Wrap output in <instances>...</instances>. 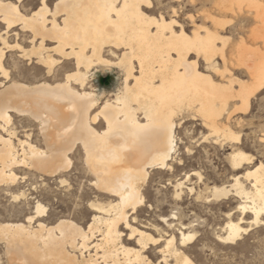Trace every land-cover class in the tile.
Returning <instances> with one entry per match:
<instances>
[{
    "label": "bare ground",
    "instance_id": "1",
    "mask_svg": "<svg viewBox=\"0 0 264 264\" xmlns=\"http://www.w3.org/2000/svg\"><path fill=\"white\" fill-rule=\"evenodd\" d=\"M39 1L38 10L22 14L17 4L0 0V24L6 29L19 25L30 34L29 49L15 45L19 57L32 61L44 74L34 84L13 80L0 48V79L5 82H0V185H15L26 176L18 173L28 171L55 179L74 196L66 177L73 171L71 155H78L82 162L78 178L85 180L90 193L76 197L93 194L94 199L87 203L91 219L85 229L64 218L54 224L37 222L47 216L38 202L34 215L23 222L0 224L5 263L193 264L187 255L193 222L173 215L171 222L164 219L166 232L138 219L151 173L167 171L171 172L167 181L177 178L172 162L176 129L184 118L198 117L217 145L223 139L239 142L223 123V113L234 101L225 120L247 110L250 98L264 85V55L244 56L243 46L228 55V40L220 38L216 25L213 30L198 27L187 33L172 19L147 14L151 0ZM232 2L223 0V12ZM257 17L264 28V13ZM234 67L245 69L248 83L233 79ZM103 71L117 74L119 86L112 99L102 103L106 91L95 94L90 83L96 72ZM16 118L22 125H14ZM228 160L233 170L251 162L238 150ZM183 177L187 183L193 181L187 172ZM243 177L248 188L237 177L228 187L208 183L187 187L180 179L171 182L173 196L180 202L186 194L201 203L238 198L241 215L251 216L249 226L264 224V164ZM21 197L23 193L12 196ZM226 218L217 238L233 243L248 228L241 227L242 218L232 221L230 214ZM34 221L37 225L32 227Z\"/></svg>",
    "mask_w": 264,
    "mask_h": 264
},
{
    "label": "rangeland",
    "instance_id": "2",
    "mask_svg": "<svg viewBox=\"0 0 264 264\" xmlns=\"http://www.w3.org/2000/svg\"><path fill=\"white\" fill-rule=\"evenodd\" d=\"M4 1L17 4L16 0ZM234 1L226 4L228 10L225 13L223 12V0H151L153 7L147 14L153 17L162 15L166 20L172 19L187 33L198 27L213 30V25H216L220 38L228 40L226 46L228 55H230L229 51L233 52L240 46L244 48L242 51L244 56H249L251 53L264 55V28L257 17L264 13V0ZM17 6L22 14H29L40 8V1L34 0L33 5L18 3ZM20 29L19 25L6 29V25L0 24V39L1 37L4 39H1L4 43L0 40V48L4 50L3 64L5 69L9 70L8 73L13 80L25 84H34L42 79L44 74L36 71L32 61L19 57L20 52L15 45L23 49L30 48V34ZM216 61L220 64L218 59ZM199 65L202 66L201 63ZM230 71L233 79L240 83L249 82L248 74L244 68L234 67ZM0 82H4V80L1 78ZM118 84L119 77L114 72H96L90 83L92 87L90 91L95 92V94L99 93L98 95L106 91L105 95L102 94L101 102L103 103L105 99H112V95L118 89ZM237 85V83L233 85L235 90ZM235 103L237 104V101L231 103L228 112L223 113V123L230 127L229 129L235 136L239 137L238 143L223 139V142L217 145L198 117H187L178 123L179 127L176 129L177 152L175 154L177 160L172 162L173 169L176 166L178 168L177 171L175 169L178 173L175 172L177 178L167 181L171 172L166 171L165 175L152 172L151 182L147 187L148 192L145 195V204L142 208L144 212L138 217L140 221L154 224L158 229L166 232L164 219L171 222L176 219L173 215H182L184 220L193 222L194 238L188 245L190 250L187 254L193 264H264V224L249 226L248 222L251 220V216L249 214L241 215L237 209L240 204L238 198L201 203L196 202L191 196L185 197L186 194H183L184 201L180 202H177L173 196L174 184L171 182L183 179L186 172L191 181L193 180L187 183L183 179L182 181L186 183V186L192 185L197 188V186H203V183H208L210 187L215 184V186L220 184L219 187H228L233 184L234 178L237 177L240 178L245 187H249V182L247 183L243 175L258 165L264 164V85L250 98L245 112H234L230 115L229 120H225L228 113L232 112ZM14 121L15 126L23 123L20 118H16ZM22 135L19 134V138L24 140ZM203 138H208V142ZM37 140L38 138L34 137L33 141ZM237 150L247 154L251 158V162H245L239 170H233L229 166L228 158L230 153L232 154L233 151ZM71 156L73 171L66 177V180H68L71 188L70 193L74 191L76 195H67V192H64L66 190H62L63 188H60L55 179L41 177L34 172H19V176L26 175L23 181H19L15 185H0V224L23 222L28 216L34 215L35 204L38 202L46 208L48 217L37 218V222L54 224L57 220L64 218L85 229L91 219V213L87 210L89 200H93L94 195L91 194L84 198L76 197L80 192L90 193V191L85 180L78 178L79 170L82 168L80 157L78 155ZM184 161L185 163H183ZM195 173L201 175V181H198ZM187 187L185 188L187 189ZM185 188L183 187V189ZM22 193L23 197L18 200L12 198V196H19ZM228 214H230L232 221L242 218L241 227L248 228L247 232L233 243H223L217 238L218 235L222 234L221 228L227 222L226 215ZM36 221L32 223V227L37 225ZM123 234L126 232L124 231ZM3 247L4 245L0 241V264H6Z\"/></svg>",
    "mask_w": 264,
    "mask_h": 264
}]
</instances>
